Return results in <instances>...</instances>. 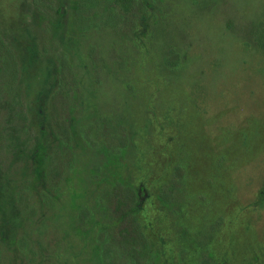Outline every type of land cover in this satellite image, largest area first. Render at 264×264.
<instances>
[{
    "label": "rangeland",
    "instance_id": "obj_1",
    "mask_svg": "<svg viewBox=\"0 0 264 264\" xmlns=\"http://www.w3.org/2000/svg\"><path fill=\"white\" fill-rule=\"evenodd\" d=\"M0 33V264H264V0H0Z\"/></svg>",
    "mask_w": 264,
    "mask_h": 264
},
{
    "label": "trees",
    "instance_id": "obj_2",
    "mask_svg": "<svg viewBox=\"0 0 264 264\" xmlns=\"http://www.w3.org/2000/svg\"><path fill=\"white\" fill-rule=\"evenodd\" d=\"M33 3L35 4L36 8L39 9L40 4L42 2V0H32ZM117 1L119 4H121L123 2V6H125V4H129L132 0H115ZM0 61H1V65L3 66V68L5 69L6 72L9 73V77L11 80H14L16 78L17 72H18V60H17V55L15 50L10 47L6 41L3 39L1 33H0ZM141 194L143 192V186H141L139 188ZM141 202V201H140ZM124 205V204H123ZM126 211H127V216L126 218L129 216L128 220V226L127 229L124 230L127 232H141L140 230V225L138 223V213L140 210V204H136L135 206H133L130 210L128 207L129 205L126 206ZM131 207V206H130ZM144 234L142 233V237L144 238ZM146 241V238H145Z\"/></svg>",
    "mask_w": 264,
    "mask_h": 264
}]
</instances>
